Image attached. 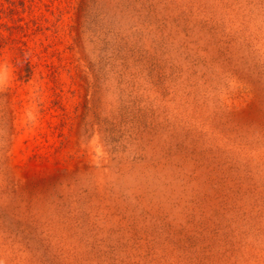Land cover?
Returning <instances> with one entry per match:
<instances>
[{"label": "rangeland", "instance_id": "rangeland-1", "mask_svg": "<svg viewBox=\"0 0 264 264\" xmlns=\"http://www.w3.org/2000/svg\"><path fill=\"white\" fill-rule=\"evenodd\" d=\"M0 65L3 264H264V0H0Z\"/></svg>", "mask_w": 264, "mask_h": 264}, {"label": "clouds", "instance_id": "clouds-1", "mask_svg": "<svg viewBox=\"0 0 264 264\" xmlns=\"http://www.w3.org/2000/svg\"><path fill=\"white\" fill-rule=\"evenodd\" d=\"M9 78H10V73L8 69L5 66L0 65V89L8 85ZM27 115L29 119H34L31 112H29ZM0 264H3V262L0 261Z\"/></svg>", "mask_w": 264, "mask_h": 264}, {"label": "trees", "instance_id": "trees-1", "mask_svg": "<svg viewBox=\"0 0 264 264\" xmlns=\"http://www.w3.org/2000/svg\"><path fill=\"white\" fill-rule=\"evenodd\" d=\"M24 51H25V49H22V52H24ZM26 63L30 65V61H27Z\"/></svg>", "mask_w": 264, "mask_h": 264}]
</instances>
